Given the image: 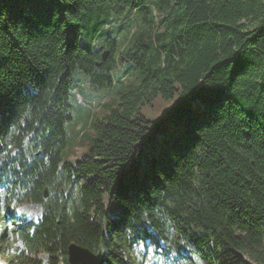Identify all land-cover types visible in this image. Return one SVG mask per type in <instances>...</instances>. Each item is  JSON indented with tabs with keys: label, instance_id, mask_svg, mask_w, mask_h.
I'll list each match as a JSON object with an SVG mask.
<instances>
[{
	"label": "trees",
	"instance_id": "1",
	"mask_svg": "<svg viewBox=\"0 0 264 264\" xmlns=\"http://www.w3.org/2000/svg\"><path fill=\"white\" fill-rule=\"evenodd\" d=\"M82 75L106 112L71 161ZM151 238L174 264H264V0H0V257L145 264Z\"/></svg>",
	"mask_w": 264,
	"mask_h": 264
},
{
	"label": "rangeland",
	"instance_id": "2",
	"mask_svg": "<svg viewBox=\"0 0 264 264\" xmlns=\"http://www.w3.org/2000/svg\"><path fill=\"white\" fill-rule=\"evenodd\" d=\"M121 20V19H120ZM132 63L126 62L121 66L117 67L114 71V76L116 79L122 77L123 81L131 74L130 71L132 69ZM126 76V78H123ZM81 86L75 91L73 96L71 97V105L74 119L67 123L66 125V134H67V145L64 149L63 155L65 158H69L71 161H74L80 158L83 154H85L90 146V142L92 137L95 135V130L93 128V122L96 119L102 118V116L106 112V108L102 106L97 107V101L99 96L94 95L89 91V87L85 86L86 76L82 75L81 78ZM88 85V84H87ZM112 95H110L104 102L111 103ZM167 108V104L157 101L153 107V110L156 109L157 113H154L152 109H146V112L152 116V118L157 119L159 114H162V111ZM162 110V111H161ZM17 211L21 214H24L27 218L37 221L42 213V206L37 203L32 202H22L15 204ZM17 237L12 234L10 237V242L14 243V245H20L21 243L17 242ZM151 247L150 253L146 257V261L150 264H160L159 254H154V247H156L159 243L155 238H151L147 242ZM139 258H142L144 252L142 249H139L136 252ZM41 258L43 260H47V255L42 253ZM193 261V259H192ZM194 262V261H193ZM195 264H205L203 260ZM0 264H7L0 257Z\"/></svg>",
	"mask_w": 264,
	"mask_h": 264
},
{
	"label": "water",
	"instance_id": "3",
	"mask_svg": "<svg viewBox=\"0 0 264 264\" xmlns=\"http://www.w3.org/2000/svg\"><path fill=\"white\" fill-rule=\"evenodd\" d=\"M108 52L104 53L106 59ZM48 196L47 190L45 197ZM69 261L71 264H104V256L101 252L93 253L89 249L72 244L69 251Z\"/></svg>",
	"mask_w": 264,
	"mask_h": 264
}]
</instances>
